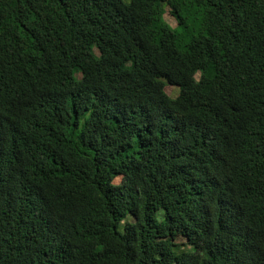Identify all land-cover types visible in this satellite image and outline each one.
I'll use <instances>...</instances> for the list:
<instances>
[{"label": "trees", "instance_id": "trees-1", "mask_svg": "<svg viewBox=\"0 0 264 264\" xmlns=\"http://www.w3.org/2000/svg\"><path fill=\"white\" fill-rule=\"evenodd\" d=\"M0 264H264V0H0Z\"/></svg>", "mask_w": 264, "mask_h": 264}, {"label": "rangeland", "instance_id": "rangeland-1", "mask_svg": "<svg viewBox=\"0 0 264 264\" xmlns=\"http://www.w3.org/2000/svg\"><path fill=\"white\" fill-rule=\"evenodd\" d=\"M124 1L125 2H129V0H124ZM165 19L168 22L172 23L171 18H169V17L166 16ZM196 78L197 79L199 78V74L198 73L196 74ZM166 92H167V94L169 96L176 97L178 95V88L177 87L167 86L166 87ZM112 171H118V170H112ZM120 180H121L120 174L119 173H116V172H113L111 174L109 173V175H107L106 178H105V181H113L114 183H119ZM127 221H131V219L128 218ZM178 240L181 241V245H180L181 247H179L178 250H180V251H182V250L183 251H186V250H193L194 249V247L192 245H187L183 239L182 240L181 239H178Z\"/></svg>", "mask_w": 264, "mask_h": 264}]
</instances>
